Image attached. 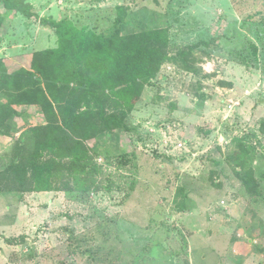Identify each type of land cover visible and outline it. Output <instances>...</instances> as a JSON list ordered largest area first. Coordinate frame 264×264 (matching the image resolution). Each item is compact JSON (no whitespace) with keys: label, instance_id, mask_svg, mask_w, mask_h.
Listing matches in <instances>:
<instances>
[{"label":"rangeland","instance_id":"rangeland-1","mask_svg":"<svg viewBox=\"0 0 264 264\" xmlns=\"http://www.w3.org/2000/svg\"><path fill=\"white\" fill-rule=\"evenodd\" d=\"M29 3L85 36L109 35L120 16L122 35L163 30L167 60L132 108L109 94L126 124L85 141V180L57 173L46 199L0 193V264H264V0ZM0 18L10 70L57 48L36 20L3 9ZM95 67L85 68L91 78ZM15 108L20 116L0 135V170L46 124L38 106ZM240 162L252 192L235 176Z\"/></svg>","mask_w":264,"mask_h":264},{"label":"trees","instance_id":"trees-1","mask_svg":"<svg viewBox=\"0 0 264 264\" xmlns=\"http://www.w3.org/2000/svg\"><path fill=\"white\" fill-rule=\"evenodd\" d=\"M0 9L34 19L53 30L58 44L55 49L31 54L29 69L12 71L9 61L0 59V135H9L11 123L20 116L16 106H38L46 119L45 125L31 129L35 139L31 150L20 142L15 144L11 163L0 170V193L55 191L52 179L57 173H67L78 185L90 170L85 141L122 129L125 112L118 100L132 108L143 85L167 60L165 31L122 35L124 19L120 16L109 35L85 36L67 21L39 17L29 0H0ZM4 37L0 18V43ZM89 65L96 66L99 76H88L85 68ZM109 94L118 100L110 102ZM261 128L264 130V123ZM47 152L69 163L43 162ZM233 156L229 159L234 160ZM244 166V162L238 163L241 169L235 171V176L252 192L253 173L240 172Z\"/></svg>","mask_w":264,"mask_h":264},{"label":"crops","instance_id":"crops-1","mask_svg":"<svg viewBox=\"0 0 264 264\" xmlns=\"http://www.w3.org/2000/svg\"><path fill=\"white\" fill-rule=\"evenodd\" d=\"M6 36V35H5ZM4 41H5V37H4ZM24 68V67H23ZM55 192H42V193H34V194H37L39 196H42L43 198H50L49 196L53 195ZM33 194V195H34ZM0 196H4V195H0Z\"/></svg>","mask_w":264,"mask_h":264},{"label":"built area","instance_id":"built-area-1","mask_svg":"<svg viewBox=\"0 0 264 264\" xmlns=\"http://www.w3.org/2000/svg\"><path fill=\"white\" fill-rule=\"evenodd\" d=\"M229 109H231V106H229ZM179 146V148H181L182 147V145H178Z\"/></svg>","mask_w":264,"mask_h":264}]
</instances>
